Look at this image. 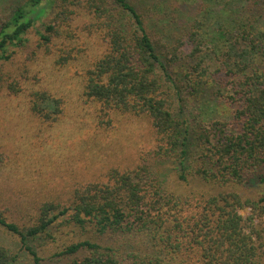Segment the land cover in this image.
Listing matches in <instances>:
<instances>
[{
  "label": "trees",
  "instance_id": "obj_1",
  "mask_svg": "<svg viewBox=\"0 0 264 264\" xmlns=\"http://www.w3.org/2000/svg\"><path fill=\"white\" fill-rule=\"evenodd\" d=\"M38 22L37 50L59 68L81 64L79 100L96 125L109 133L119 115L145 119L155 145L132 168L76 183L64 203L46 199L25 226L0 206V231L20 243L0 239V264H43L31 242L65 227L78 238L56 253L62 264H172L184 253L199 264H264V226L254 222L264 218V195L198 192L188 213L192 199L181 193L196 182L264 183V0H14L0 18V57L10 59ZM92 39L104 47L91 59ZM17 80L8 75L11 91ZM32 96L35 115H66V99ZM188 100L215 103L217 115L193 129ZM8 159L0 146V166ZM245 207L256 215L244 217ZM130 236L150 244L126 250Z\"/></svg>",
  "mask_w": 264,
  "mask_h": 264
},
{
  "label": "rangeland",
  "instance_id": "obj_2",
  "mask_svg": "<svg viewBox=\"0 0 264 264\" xmlns=\"http://www.w3.org/2000/svg\"><path fill=\"white\" fill-rule=\"evenodd\" d=\"M12 1L0 0V18L9 14ZM42 27V22L36 24L23 47H10L9 52L15 50L10 59L0 57V146L9 155V159L0 166V206L6 209L9 219L21 226L31 221L32 214L46 199L56 198L64 203L76 183L97 180L112 166L132 168L139 163L140 154L152 150L155 145L145 119L119 115L109 133L96 125L94 110L86 109L79 100L82 78L77 68H81V64L59 68L53 64L51 55L37 50L35 29ZM89 47L87 57L92 59L104 46L99 40L92 39ZM8 75L18 78L14 84L15 91L7 85ZM37 90H48L53 96L66 99V115L62 114L58 122L35 115L31 101L32 92ZM175 108L177 112L181 110L177 102ZM184 111L193 129L200 122L217 115L215 103L195 107L188 100ZM171 168L167 164L166 172L174 179L175 184H172L176 185L178 178L171 174ZM222 191H235L243 199L256 201L264 195V183L255 180L250 185L237 184L224 189L196 182L190 187H181V193L189 194L192 199V206L186 212L196 213V202L200 199L198 192H205L208 196ZM241 214L244 217L256 215L250 207L242 209ZM254 219L255 223L264 226V218ZM77 235L65 227L57 237L49 239L42 236L31 244L42 257L43 264H62L56 253L64 244L76 241ZM0 239L15 250L20 248L17 237L12 234L0 231ZM147 242L143 236H130L121 246L126 250H139ZM196 260L184 253L173 258L171 263L199 264Z\"/></svg>",
  "mask_w": 264,
  "mask_h": 264
}]
</instances>
